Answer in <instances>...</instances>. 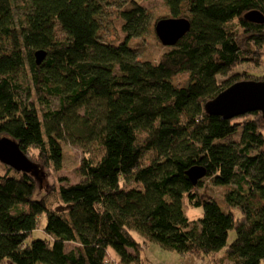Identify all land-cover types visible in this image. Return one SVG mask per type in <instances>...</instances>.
Wrapping results in <instances>:
<instances>
[{
	"label": "trees",
	"instance_id": "obj_1",
	"mask_svg": "<svg viewBox=\"0 0 264 264\" xmlns=\"http://www.w3.org/2000/svg\"><path fill=\"white\" fill-rule=\"evenodd\" d=\"M13 1L0 0V139L37 168L0 160V264H110V252L117 264H140L151 244L208 264H264V117L206 110L232 84L264 81L238 73L264 57V0H166L168 17L191 27L156 60L130 43L148 18L143 0L119 10V44L100 35L113 0H21L17 18ZM65 141L97 146L79 181L59 177L57 208L35 197L37 178L62 169ZM197 166L207 173L193 184ZM205 177L227 187L228 210L199 191ZM185 197L203 207L199 223ZM43 216L46 238L31 239Z\"/></svg>",
	"mask_w": 264,
	"mask_h": 264
},
{
	"label": "rangeland",
	"instance_id": "obj_2",
	"mask_svg": "<svg viewBox=\"0 0 264 264\" xmlns=\"http://www.w3.org/2000/svg\"><path fill=\"white\" fill-rule=\"evenodd\" d=\"M126 1L127 0H113L111 5L107 7V11L104 14L103 24L100 30V35L102 37V40L108 42H114L116 44L125 41L127 37V32L124 28L126 21L120 15L119 10H121L126 6L125 5ZM141 5L148 12V18L146 20V23L144 24H140V25L135 24V26H137V28L140 29L141 32H143V34L141 36H133L134 38L131 39L130 43L134 47L137 46L138 55L140 59L156 60L160 56V54L168 48V46L163 45L159 40L155 31V24L158 19L163 17H168L169 6L166 0H145V1L143 0L141 1ZM13 7L17 18L24 10L23 2H21V0H14ZM132 32H135V30L132 29ZM261 51L264 52V47L261 49ZM263 59L264 57L261 56L258 60L260 61L259 63H257L256 61V62L240 65L238 67V73H242V72L250 73L254 76L264 78ZM25 69L27 70L29 76L31 73L29 66L26 65ZM184 76L185 75L181 74L178 75L177 77L183 78ZM36 95H37L36 91L33 89L32 99L36 98ZM95 145L96 144L94 145L88 144L84 146L82 144H74L70 141H65L64 161H63L62 169L56 172L52 168H48V167L43 168V171L40 173V176L37 178L38 189L36 191L35 197L45 198L49 203H52L54 207L62 205L58 191L60 184L59 177H66L71 182L79 181L81 178L77 170L81 166L84 155L85 154L89 155L93 150L96 149L97 145L96 146ZM87 150H91V151L87 152ZM0 169H2V166H0ZM199 191L204 193V195L206 194L207 197L208 196L214 197L224 210H228L229 205L224 196L225 192L227 191V187L215 186L210 178L205 177L204 187L202 189H199ZM183 201H184V210L188 219L190 221L199 223V220L204 216L203 207L192 205L187 197H185ZM234 213L238 217L241 216V212L236 208L234 209ZM41 221H42L41 226L33 231L31 239L46 238L47 235L43 229L47 223V217L43 216ZM135 234L138 239L141 238V236H139L138 233ZM235 238H236V232L235 230H233L230 233L229 244L233 240H235ZM73 246L75 245L73 243H70L68 245V248H71ZM153 253H154L153 251H146V249H144V256L148 264H157V260H151L152 258H155L153 256ZM172 253L173 256H177L180 254L179 252L176 251H173ZM217 257L220 259L228 258L226 256L225 249L220 251L217 254ZM168 259H171L169 260L170 264L171 263L178 264V262H176L171 256L168 257Z\"/></svg>",
	"mask_w": 264,
	"mask_h": 264
},
{
	"label": "water",
	"instance_id": "obj_3",
	"mask_svg": "<svg viewBox=\"0 0 264 264\" xmlns=\"http://www.w3.org/2000/svg\"><path fill=\"white\" fill-rule=\"evenodd\" d=\"M258 18V16L256 15ZM191 27L190 20L186 17L160 18L155 25V31L162 44L172 46L176 44ZM47 52H36L37 63L40 64L46 57ZM206 110L226 119H232L254 111L262 112L264 117V81L242 80L238 81L206 104ZM0 160L17 171L30 172L37 166L18 147L17 143L9 139H0ZM206 169L202 166L191 168L188 171L193 184L206 175Z\"/></svg>",
	"mask_w": 264,
	"mask_h": 264
},
{
	"label": "crops",
	"instance_id": "obj_4",
	"mask_svg": "<svg viewBox=\"0 0 264 264\" xmlns=\"http://www.w3.org/2000/svg\"><path fill=\"white\" fill-rule=\"evenodd\" d=\"M144 249H146V251H153V256L155 258H152L151 260H157V264H170L168 257H172L176 262H178V264H208L206 261L201 260L195 256L192 255H182L179 254L177 256H173V251L172 250H165L162 248H159V246L155 245V244H151L148 245L147 247L143 248L141 250V263L140 264H148V262L145 259L144 256ZM111 255V262L110 264H117L118 262V257L116 256V254L110 252ZM143 253V256H142ZM174 264V263H171Z\"/></svg>",
	"mask_w": 264,
	"mask_h": 264
}]
</instances>
